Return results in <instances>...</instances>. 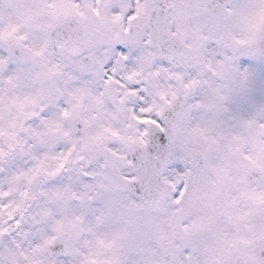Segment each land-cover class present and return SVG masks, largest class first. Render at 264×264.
I'll return each mask as SVG.
<instances>
[{
  "label": "snow or ice",
  "instance_id": "6c2138e0",
  "mask_svg": "<svg viewBox=\"0 0 264 264\" xmlns=\"http://www.w3.org/2000/svg\"><path fill=\"white\" fill-rule=\"evenodd\" d=\"M262 218L264 0H0V264H264Z\"/></svg>",
  "mask_w": 264,
  "mask_h": 264
},
{
  "label": "rangeland",
  "instance_id": "374dc122",
  "mask_svg": "<svg viewBox=\"0 0 264 264\" xmlns=\"http://www.w3.org/2000/svg\"><path fill=\"white\" fill-rule=\"evenodd\" d=\"M239 170H240V172L245 171L244 169H241V168H238L235 166L226 168L221 173L222 183L220 184L221 187H218V190L220 188L223 191L224 197H225L224 202L221 203V207L226 208L228 211L227 215L229 216L230 223L227 225V227L234 224V226H238L241 231H246V230H243V227L246 224L245 220H248V218L253 219V217L255 216V214H256V201L252 198L251 187H247L245 185L246 181L244 178L239 179L236 182L233 181L235 171L238 172ZM246 189H248L249 191H247ZM246 196H249V200L246 201L244 199V201H246V202L242 203V201H241V200H243L242 198L246 197ZM245 205L251 207V213L249 214L248 217L242 218L240 216L239 209ZM163 212H164V208L162 209L161 213H163ZM158 236H159L158 242L161 245V249L164 250L165 245H166V237H165V231L162 227V224L158 228Z\"/></svg>",
  "mask_w": 264,
  "mask_h": 264
},
{
  "label": "flooded vegetation",
  "instance_id": "af4514ba",
  "mask_svg": "<svg viewBox=\"0 0 264 264\" xmlns=\"http://www.w3.org/2000/svg\"><path fill=\"white\" fill-rule=\"evenodd\" d=\"M248 221H249V223H247L248 225L245 227L246 228V231H249V230H251L253 227H254V225L251 223V221L248 219ZM230 227H234L233 225H231ZM264 227V226H263ZM228 230V229H227ZM173 236H174V232H173V234H172V239H173Z\"/></svg>",
  "mask_w": 264,
  "mask_h": 264
}]
</instances>
